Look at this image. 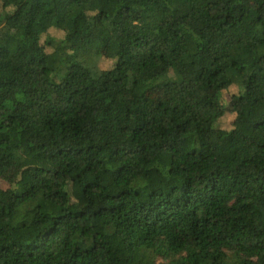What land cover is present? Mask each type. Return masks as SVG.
<instances>
[{"label": "trees", "instance_id": "obj_1", "mask_svg": "<svg viewBox=\"0 0 264 264\" xmlns=\"http://www.w3.org/2000/svg\"><path fill=\"white\" fill-rule=\"evenodd\" d=\"M11 172L0 264H264V0H0Z\"/></svg>", "mask_w": 264, "mask_h": 264}, {"label": "rangeland", "instance_id": "obj_2", "mask_svg": "<svg viewBox=\"0 0 264 264\" xmlns=\"http://www.w3.org/2000/svg\"><path fill=\"white\" fill-rule=\"evenodd\" d=\"M51 34L60 37L62 35V32L59 31L57 28L53 27L50 29ZM98 65L101 69L104 70H110L114 66V60L106 57V56H101L98 62ZM236 87L232 86L229 89L223 91V102L225 106V111L224 114L221 116L219 120V126L221 127H229L234 119V113H232L229 110V105L228 100L230 98V95L236 91ZM16 173L11 172L8 175H5L3 177H0V187L7 188L10 187L13 183L14 180L16 179ZM157 264H178L176 262H169L168 259L164 258L163 256H158L156 260Z\"/></svg>", "mask_w": 264, "mask_h": 264}]
</instances>
